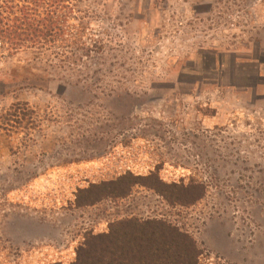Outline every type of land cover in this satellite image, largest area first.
<instances>
[{
  "label": "rangeland",
  "instance_id": "rangeland-1",
  "mask_svg": "<svg viewBox=\"0 0 264 264\" xmlns=\"http://www.w3.org/2000/svg\"><path fill=\"white\" fill-rule=\"evenodd\" d=\"M72 4L80 43L0 57V264H84L125 220L264 264V0Z\"/></svg>",
  "mask_w": 264,
  "mask_h": 264
},
{
  "label": "trees",
  "instance_id": "trees-1",
  "mask_svg": "<svg viewBox=\"0 0 264 264\" xmlns=\"http://www.w3.org/2000/svg\"><path fill=\"white\" fill-rule=\"evenodd\" d=\"M73 2L0 0V57L80 43V30L75 32L77 27L70 23ZM78 29L84 30L80 25ZM173 187L189 190L184 185ZM92 239L99 247L84 264H198L192 240L160 222L125 220Z\"/></svg>",
  "mask_w": 264,
  "mask_h": 264
}]
</instances>
